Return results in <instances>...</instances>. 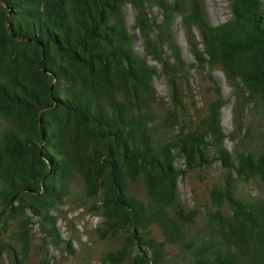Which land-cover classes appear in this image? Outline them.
Returning a JSON list of instances; mask_svg holds the SVG:
<instances>
[{"label":"trees","instance_id":"trees-1","mask_svg":"<svg viewBox=\"0 0 264 264\" xmlns=\"http://www.w3.org/2000/svg\"><path fill=\"white\" fill-rule=\"evenodd\" d=\"M231 11L214 25L204 0H0V264H23L34 222L75 253L59 234L66 203L99 217L100 264H264V193L241 187H264V133L227 147L213 75L232 87L238 129L264 110V0ZM181 28L211 81L194 125ZM214 163L204 210L186 204L181 177Z\"/></svg>","mask_w":264,"mask_h":264},{"label":"rangeland","instance_id":"rangeland-1","mask_svg":"<svg viewBox=\"0 0 264 264\" xmlns=\"http://www.w3.org/2000/svg\"><path fill=\"white\" fill-rule=\"evenodd\" d=\"M209 20L212 24H221L232 16L231 0H204ZM127 21H133V12L127 8ZM178 41L182 47L183 56L187 63L196 62L189 48V38L183 28L178 31ZM140 43L137 40L136 46ZM206 68L202 69L192 65L187 70L186 75L180 79L182 96L185 106L189 113L186 122L194 123L204 113L206 102L211 98V90L207 88L211 81L206 75ZM219 82L226 104L222 109V122L230 137L226 140V145L232 151L241 149V140H245L247 133L246 127L251 131L264 133V110L260 115H246L241 121L242 128L238 129L234 122V97L229 81L221 71L213 73ZM155 86L162 99V103L168 102V86L162 75H158ZM182 160H178L179 165ZM220 166L214 163L208 169H202L183 175L179 181V192L182 200L191 206H198L204 210V204L208 199V188L220 177ZM76 188L80 184L75 181ZM136 192L140 194L138 185ZM242 190L246 194L264 193V187L257 181L242 184ZM58 221L59 234L63 240L72 239L75 253H69L64 245L61 246L51 243L48 236H44L38 223L32 224L31 247L23 264H100L99 257L105 247V243H100L95 235V228L99 222V217L88 213L84 207H78L73 203H66L60 210ZM158 237V236H157ZM63 243V242H62Z\"/></svg>","mask_w":264,"mask_h":264}]
</instances>
